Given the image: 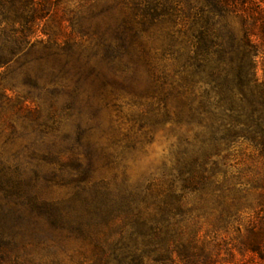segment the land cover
<instances>
[{"label":"trees","instance_id":"obj_1","mask_svg":"<svg viewBox=\"0 0 264 264\" xmlns=\"http://www.w3.org/2000/svg\"><path fill=\"white\" fill-rule=\"evenodd\" d=\"M60 3L0 0V68L34 49L56 57L71 47L83 57L96 50L136 96L155 38L169 82L157 111L169 113L175 92L187 100L193 128L191 138L172 145L158 177L85 180L62 199L34 200L39 244L50 250L55 235L67 232L86 248L72 264H247L246 256L264 264V73L257 75L260 66L264 72V0H109L108 9L119 6L122 15L84 38ZM78 37L84 42L73 44ZM92 64L85 60L94 71ZM25 264L64 262L29 257Z\"/></svg>","mask_w":264,"mask_h":264},{"label":"rangeland","instance_id":"obj_2","mask_svg":"<svg viewBox=\"0 0 264 264\" xmlns=\"http://www.w3.org/2000/svg\"><path fill=\"white\" fill-rule=\"evenodd\" d=\"M108 2L61 0L60 8L84 38L86 32L104 33L122 15L119 6L109 10ZM233 23L239 33L240 24ZM81 41L78 37L73 44ZM151 42L153 63L142 70L136 96L126 87L129 83L121 86L113 77L96 50L83 57L82 48L71 47L69 55L56 57L34 49L0 68V261L25 264L29 257L48 261L57 256L72 264L74 255L86 248L67 232L55 235L50 250L39 244V230L32 234L33 221L40 217L34 200L62 199L85 180L143 183L160 176L172 145L191 138L185 98L173 92L167 99L169 113L157 111L169 82L165 62L157 56L160 44L155 38ZM88 58L97 66L94 71L85 65ZM99 72L105 78L99 80ZM263 73L260 66L259 78ZM236 234L231 231L229 238ZM246 258L247 264H255Z\"/></svg>","mask_w":264,"mask_h":264}]
</instances>
